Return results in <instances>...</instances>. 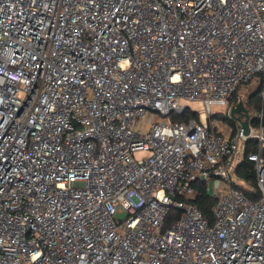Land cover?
<instances>
[{"label":"built area","instance_id":"obj_1","mask_svg":"<svg viewBox=\"0 0 264 264\" xmlns=\"http://www.w3.org/2000/svg\"><path fill=\"white\" fill-rule=\"evenodd\" d=\"M260 75L264 0H0V264H264V126L213 118Z\"/></svg>","mask_w":264,"mask_h":264},{"label":"trees","instance_id":"obj_2","mask_svg":"<svg viewBox=\"0 0 264 264\" xmlns=\"http://www.w3.org/2000/svg\"><path fill=\"white\" fill-rule=\"evenodd\" d=\"M255 81L256 83L259 82L258 88L254 92L250 93L248 100L245 102V106L251 112L250 127L254 130H258L261 125L264 126V99L259 97L263 76L260 75L256 77ZM244 85L245 84L240 85L235 93L230 97L231 106L237 105L240 100H242L238 92ZM189 118H194L198 121L200 120L199 115L196 112L191 111L190 109H187L185 113L181 115H173V119L179 121H187ZM213 118L222 120L224 123H227L234 130H236L237 122L230 116L225 114H215L213 115ZM250 153H261L262 157H264V147L262 143L255 139L249 140L247 142L245 156L235 170V177L238 179V183H233V186L241 189L248 199L257 201L260 197V193L257 187V173L255 164L248 159V155ZM193 186L195 187L198 194L197 199L194 203L202 211L204 216L210 222H213L212 210L216 204V199L211 195V193L208 192V183L199 180L193 182ZM178 216L179 212H177L176 210H172L169 221H172Z\"/></svg>","mask_w":264,"mask_h":264},{"label":"rangeland","instance_id":"obj_3","mask_svg":"<svg viewBox=\"0 0 264 264\" xmlns=\"http://www.w3.org/2000/svg\"><path fill=\"white\" fill-rule=\"evenodd\" d=\"M259 85V82L256 83V81H252L248 84H245L240 90H239V96L242 99V101L245 102L248 100V97L251 92H254L257 90ZM186 107H188L191 111L196 112L199 115V119L202 122L207 121V114L205 112L204 106L199 101H193V102H184L183 103Z\"/></svg>","mask_w":264,"mask_h":264},{"label":"water","instance_id":"obj_4","mask_svg":"<svg viewBox=\"0 0 264 264\" xmlns=\"http://www.w3.org/2000/svg\"><path fill=\"white\" fill-rule=\"evenodd\" d=\"M233 120L240 123L242 126L244 133L246 135L250 134V121H251V112L245 106L244 102L240 100V102L231 108V116Z\"/></svg>","mask_w":264,"mask_h":264}]
</instances>
